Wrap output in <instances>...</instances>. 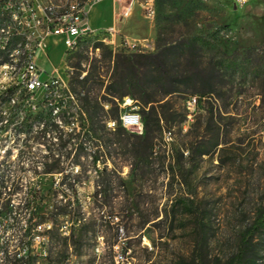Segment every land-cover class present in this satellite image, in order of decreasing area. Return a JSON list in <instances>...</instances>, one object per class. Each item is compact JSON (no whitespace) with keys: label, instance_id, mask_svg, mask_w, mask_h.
<instances>
[{"label":"rangeland","instance_id":"obj_1","mask_svg":"<svg viewBox=\"0 0 264 264\" xmlns=\"http://www.w3.org/2000/svg\"><path fill=\"white\" fill-rule=\"evenodd\" d=\"M81 1L18 0V5L35 2L45 8L51 4V11L65 13L72 3ZM130 1L116 2L118 25L124 24L128 36L118 32L113 39L98 29L83 52L88 57L86 69L93 61L109 77L114 65L111 50L153 51L161 30L167 42L191 34L208 35L210 40L200 42L198 54L202 55L204 66L210 62L221 66L224 81L208 91L200 84H179L183 91L170 97L171 121L165 125L161 151L154 156L152 165L144 175L135 177L124 165L120 172L122 182L113 175L112 188L98 199L95 191L99 177L94 166L86 165L88 171L75 181L84 167L73 162V148L72 155L61 163L63 172L44 178L49 184L53 179L58 183L62 174L72 175L74 189L70 193L77 192L81 204L74 202L70 209L76 214L81 209L87 213V230L82 239L72 238L73 217L60 222L64 226L61 236H47L39 228L30 237L32 255L37 264H47L50 255L56 264V259L65 254V264H202V260L212 263L216 259L226 264L238 253L242 234L264 206V0H249L243 5L237 0H156L153 20L146 17L139 3H135L132 15L122 20V12ZM113 3L102 0L90 9L92 27L111 22ZM43 16L44 9L39 10L40 22L36 21L28 35L31 46L42 38L47 42V48L38 50L36 55L41 78L57 75L68 86L74 71L67 60L68 51L62 37L46 34ZM98 38L104 43L99 49L95 47ZM184 62L180 59L183 71ZM21 71L12 66L0 67V89L13 83ZM85 74L86 71L82 75ZM149 86L151 91L156 90L153 84ZM43 95L44 89L37 90L26 107L16 109H21L22 115L30 108L37 111L39 108L31 104L40 102ZM134 105L140 112L139 104ZM65 130H71V126ZM15 143L9 133L0 141V160L5 150L12 148L9 161L0 168L26 173L20 179L26 183L36 178L31 171L43 172L48 168L47 162L19 160L20 146ZM192 144L198 151L189 159L187 148ZM36 148L38 155L46 153L43 144ZM117 154L124 155L120 149ZM99 166L102 168V163ZM22 196L23 192L15 195L16 206ZM14 224L4 231L0 222V245L8 244L11 253H22L27 251L22 248L23 243L29 240L24 236V219L20 217ZM254 250L255 264H264V229L254 238Z\"/></svg>","mask_w":264,"mask_h":264},{"label":"trees","instance_id":"obj_2","mask_svg":"<svg viewBox=\"0 0 264 264\" xmlns=\"http://www.w3.org/2000/svg\"><path fill=\"white\" fill-rule=\"evenodd\" d=\"M8 1L0 0V38L7 40L4 48L0 46V66L14 64L18 67L20 64L14 63L11 53L27 38L29 25L21 13L15 18L13 10L17 8L16 0H11L12 10L10 7L3 8ZM101 32L105 33L104 30ZM162 34L158 30L156 48L153 51L120 49L113 53L111 50L110 59L114 65L109 77L108 73L102 72L103 67H97L93 61L89 63L90 68L86 69L85 60L88 57L83 52L88 49L89 41L96 34L85 36L80 40L78 48L67 49V60L74 68L69 85L52 89L47 96L44 95L37 103V111L30 108L22 115L21 109H16L26 107L33 94L22 86L20 79L0 89V141L4 140L6 133L11 134L15 145L20 146L19 160L29 159L37 163L41 161L39 159H43L48 166L43 172L31 171L36 178L26 183L20 180L26 173L0 168L2 228L4 231L10 230V224L13 222L15 225V221L22 217L24 236L29 238L22 245L27 251L22 253H11L8 244L0 245V264H37L36 257L32 255L30 237L39 228L47 236H61L64 226L60 222L70 217L75 219L70 236L83 238L88 218L84 210L81 209L76 214L70 209L74 202L81 204L78 193H70L74 189L72 175L62 174L58 183L53 179L49 184L44 178L48 174L63 172L61 163L72 155L73 148V162L84 167V170L76 174L75 181L80 180L88 171L86 165L94 166L99 177L98 189L95 191L98 199L99 195L102 197L112 188L113 175L122 182L120 172L124 165L130 167L134 177L144 175L152 165L154 156L161 151L160 142L164 138L165 125L171 121L170 97L183 91L179 84H200L208 91L224 81L225 73L221 66L212 62L204 66L205 61L198 54L200 42L205 44L210 40L208 35L191 34L167 42ZM98 40L96 48L104 45L102 38ZM180 59L185 60V71L181 69ZM85 71L86 74L82 75ZM152 84L155 91L150 90L149 85ZM128 95L136 99L140 106V132L128 130L121 120L123 109L120 103ZM111 121L115 123L113 128L109 127ZM66 126H71V130L66 131ZM40 144L46 148V153L41 156L36 150ZM117 149L124 155L119 156ZM187 149L188 158L193 159L198 151L196 144ZM11 152L12 148L5 150L0 165L9 161ZM184 152L181 156H184ZM19 192H23V196L16 206L13 200ZM263 229L264 206L258 209L253 224L242 234L238 253L226 264H255L254 238ZM67 256L65 254L62 259H56V264H65ZM46 259L47 264H55L51 255ZM202 264L220 263L216 259L212 263L202 260Z\"/></svg>","mask_w":264,"mask_h":264},{"label":"built area","instance_id":"obj_3","mask_svg":"<svg viewBox=\"0 0 264 264\" xmlns=\"http://www.w3.org/2000/svg\"><path fill=\"white\" fill-rule=\"evenodd\" d=\"M102 0H83L78 2L75 7L71 9L68 13L53 12L50 10V5H46L45 8H42L40 3L36 4L28 3L26 6L22 7L18 5V0H16L17 8L13 10L15 12V18H17L20 13L24 18L28 20L29 31L34 27L36 21L40 22L39 10L44 9V20L47 22V35L60 36L63 38V42L66 46V49H76L79 46V42L84 38V33H93L96 34V28L92 27L88 20V15L91 7ZM119 0H113L116 3ZM249 0H237L239 4H244ZM21 2V1H20ZM135 3H139L144 11L145 15L149 19H154L156 16V0H131L129 5L122 12L121 18L125 20L129 18L134 9ZM13 8V3L9 0L4 9ZM27 14L25 13V11ZM112 36L114 39L118 31L116 25H112L105 29H102ZM29 35V33H28ZM44 38L39 40L36 46H31L28 41V36L24 42L19 43L16 48L11 53L12 59L15 64H20V66L15 67L14 64H5L3 66H12L16 68H26L25 76H14V82L16 79H20V82L23 87L29 89L31 92L35 93L39 89H44V95H48L52 89H58L59 87H65L66 84L60 82V79L57 75H53L51 79L43 80L41 78V71L37 64V52L40 49L45 50L47 48V42L43 41ZM104 40H106L104 38ZM7 40H2L0 38V46L3 48L6 46ZM27 47V48H26ZM99 49V48H98ZM6 85L3 86L6 87ZM43 95V96H44ZM196 101V98H194ZM136 99L126 96L124 97L120 106L124 112L121 114V120L123 125L126 128H140L142 129V116L139 111L136 110L135 103ZM33 108H37V103L31 104ZM114 123V121L109 122V125Z\"/></svg>","mask_w":264,"mask_h":264},{"label":"crops","instance_id":"obj_4","mask_svg":"<svg viewBox=\"0 0 264 264\" xmlns=\"http://www.w3.org/2000/svg\"><path fill=\"white\" fill-rule=\"evenodd\" d=\"M98 3L94 4L91 8L92 9L95 8V6ZM115 5H116V7H115ZM113 6H114V14H113V18H112L111 22L109 24H104V25L97 26V27H94V28L102 30V29H105V28L110 27L112 25H116L117 31L123 33L127 37L128 35H127V32H125L124 24H122L121 26L118 25L119 24V19L117 18V14H118V12H117V4L113 3ZM88 20H89V15H88Z\"/></svg>","mask_w":264,"mask_h":264},{"label":"bare ground","instance_id":"obj_5","mask_svg":"<svg viewBox=\"0 0 264 264\" xmlns=\"http://www.w3.org/2000/svg\"><path fill=\"white\" fill-rule=\"evenodd\" d=\"M77 3H72L71 5H70V7H69V9L67 10V12H65V13H68V12H70L71 11V9L73 8V7H75V5H76ZM64 12V11H63ZM92 33H84V37L85 36H89V35H91ZM22 69V71L20 72V76H25L26 75V68H21Z\"/></svg>","mask_w":264,"mask_h":264}]
</instances>
